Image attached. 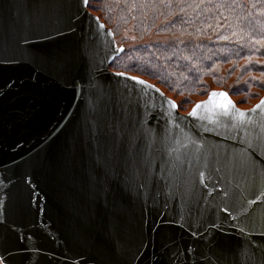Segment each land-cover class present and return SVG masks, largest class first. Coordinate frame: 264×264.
Returning a JSON list of instances; mask_svg holds the SVG:
<instances>
[{
  "label": "water",
  "instance_id": "obj_1",
  "mask_svg": "<svg viewBox=\"0 0 264 264\" xmlns=\"http://www.w3.org/2000/svg\"><path fill=\"white\" fill-rule=\"evenodd\" d=\"M121 53L88 0H0V263L264 264V96L182 113Z\"/></svg>",
  "mask_w": 264,
  "mask_h": 264
},
{
  "label": "trees",
  "instance_id": "obj_2",
  "mask_svg": "<svg viewBox=\"0 0 264 264\" xmlns=\"http://www.w3.org/2000/svg\"><path fill=\"white\" fill-rule=\"evenodd\" d=\"M88 9L122 50L110 69L153 83L179 111L184 93L223 90L237 106L250 88L264 96V0H88ZM130 25L139 42L158 39L126 47L118 39Z\"/></svg>",
  "mask_w": 264,
  "mask_h": 264
},
{
  "label": "rangeland",
  "instance_id": "obj_3",
  "mask_svg": "<svg viewBox=\"0 0 264 264\" xmlns=\"http://www.w3.org/2000/svg\"><path fill=\"white\" fill-rule=\"evenodd\" d=\"M155 39H158L157 36L152 35V36H149L143 39V42H139L138 37L134 34L132 25H130L121 31L118 42L124 43L126 47H132L135 45H139L140 43L154 41ZM262 80L264 81V78H262ZM168 95H170V97L172 96L171 94H168ZM259 95H260L259 91L255 90L254 88L252 89L250 88L245 93H241V95L234 96V100L237 102L239 108L249 109V108H252L258 102ZM182 97H184L185 99L184 103H181ZM202 99H203V96H195V95L189 96L185 93L181 97H175V100L181 104L180 112L182 113L189 112L194 102L201 101Z\"/></svg>",
  "mask_w": 264,
  "mask_h": 264
},
{
  "label": "crops",
  "instance_id": "obj_4",
  "mask_svg": "<svg viewBox=\"0 0 264 264\" xmlns=\"http://www.w3.org/2000/svg\"><path fill=\"white\" fill-rule=\"evenodd\" d=\"M1 264V263H0Z\"/></svg>",
  "mask_w": 264,
  "mask_h": 264
}]
</instances>
